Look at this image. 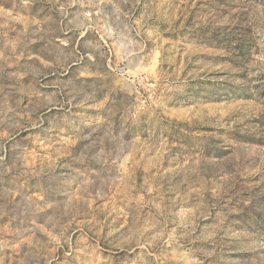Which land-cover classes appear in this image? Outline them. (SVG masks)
Wrapping results in <instances>:
<instances>
[{
  "label": "rangeland",
  "instance_id": "374dc122",
  "mask_svg": "<svg viewBox=\"0 0 264 264\" xmlns=\"http://www.w3.org/2000/svg\"><path fill=\"white\" fill-rule=\"evenodd\" d=\"M0 264H264V0H0Z\"/></svg>",
  "mask_w": 264,
  "mask_h": 264
}]
</instances>
